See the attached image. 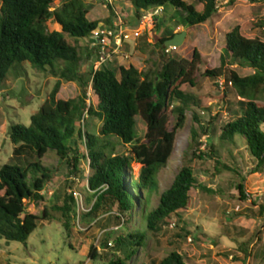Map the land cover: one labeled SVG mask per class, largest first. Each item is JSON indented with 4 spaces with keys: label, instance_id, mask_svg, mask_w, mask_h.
Wrapping results in <instances>:
<instances>
[{
    "label": "trees",
    "instance_id": "trees-1",
    "mask_svg": "<svg viewBox=\"0 0 264 264\" xmlns=\"http://www.w3.org/2000/svg\"><path fill=\"white\" fill-rule=\"evenodd\" d=\"M0 1V85L9 69L22 62L36 70L50 72L56 79L39 110L31 116L29 125L10 127L13 158L19 160L28 154L34 159L26 161L25 158L20 164H4L0 168V239L26 244L39 222L49 219L42 192L51 179L52 170L41 163L48 152H54L65 161L69 174L74 177L86 174L80 164L87 162L91 173L87 175L86 186L91 204L82 217L91 218L102 227L100 245L103 248H108L111 235L106 228L111 224H124L125 216L128 223L134 221V211L138 210L141 224L117 235L110 251L98 252L95 245L90 246L89 258L100 259L105 264H129L145 246L149 233L157 236L174 215L186 210L190 191L198 185L193 158L213 159V169L218 174L224 170L234 171L240 177L235 185L238 198L247 199L246 177H241L236 168L223 161L214 145L210 144L207 153L198 149L200 135L214 137L217 129L213 119L202 120L196 110L205 113L210 108L199 96L182 87H195L198 76L224 78L223 96L234 94L235 99L226 102L229 110L235 108V116L218 128V139L223 145L242 144L254 164L250 173H264V41L246 37L236 26L225 35L220 65L215 68L204 67L200 52L193 48L189 59L164 57L159 67L139 70L130 65L120 66L115 71L105 64L83 73L78 41L103 26L89 17L90 8L83 0H58L59 5L54 0ZM198 2L202 5L200 11L185 0H131L136 18L134 27L139 25L144 12L168 5L183 15L176 22V28L195 27L213 18L219 8L218 0ZM49 22L58 29L50 30ZM105 23L111 26L112 16L106 18ZM175 34L156 36L153 46L164 49L165 42ZM140 37L147 39L146 32ZM236 64L251 68L253 73L239 76L230 68ZM63 81L77 82L80 93L65 98L61 88ZM188 112L194 125L189 133L190 143L182 153L183 166L172 184L160 193L157 205L148 209L150 198L158 189L157 174L173 159L177 135L187 124ZM84 116L101 123L95 136L76 127ZM137 118L144 125L142 136L136 131ZM76 137L84 141L83 153L72 144ZM118 144L129 146V156L116 153ZM190 151L192 157H189ZM230 157L234 158L233 154ZM132 160L141 166L138 176L133 173ZM62 194L63 201L59 204ZM54 199L57 202L54 208L62 212L63 226L70 234L72 219L77 213L75 198L72 192L63 191ZM29 204L40 209V214L27 210ZM262 209L260 214L264 212ZM101 210L114 213L101 220L98 217ZM149 264L187 263L174 250Z\"/></svg>",
    "mask_w": 264,
    "mask_h": 264
},
{
    "label": "rangeland",
    "instance_id": "rangeland-1",
    "mask_svg": "<svg viewBox=\"0 0 264 264\" xmlns=\"http://www.w3.org/2000/svg\"><path fill=\"white\" fill-rule=\"evenodd\" d=\"M83 1L90 8L91 19L104 23L106 18L118 13L123 16L128 28L135 26L136 18L132 11L131 0H112V4L107 0ZM185 1L194 4L199 11L202 9L198 0ZM218 1L219 8L214 17L192 28L182 26L176 28V22L180 21L183 15L169 5L164 9L144 12L142 20L145 22L152 18L155 23L151 27H145L147 39L140 37L132 43L130 50L122 47L121 52H129L132 59L139 63V67L146 64V67L141 69L144 70L159 67L163 58L168 56L189 59L192 49L196 48L201 54L203 66L215 68L220 65L225 35L234 27L238 26L242 34L248 38L257 37L264 41L262 0ZM54 2L59 3L58 0ZM111 5L114 9H111ZM48 26L52 30L56 25L49 22ZM175 30L187 32L182 46L168 54L164 53L163 49L153 46L152 40L156 36H165L174 33ZM91 39L89 36L78 41L82 56L80 70L83 73L90 72L97 66L99 59L97 52L89 47ZM137 49L141 54L136 52ZM121 52L113 58V62L122 55ZM112 64L109 63L108 66L116 71L118 65ZM230 68L239 76L253 73L251 68L238 64L230 65ZM55 80L50 72L36 70L27 62L16 63L9 69L0 85V168L4 164H20L25 158L26 161L34 159L28 154L23 155L19 160L13 158L14 144L10 140V127L14 124L29 125L31 116L39 110ZM223 82V77L214 80L198 76L195 87L183 85L182 88L199 96L203 104L210 108V111L205 113L196 110L202 120L213 119L217 129L214 137L200 135L201 146L198 149L207 153L210 144L214 145L222 160L236 168V172L241 177H246L247 199L238 198L235 185L240 177L234 171L224 170L218 174L213 169V159L193 158L192 167L198 185L190 191V201L186 210L174 215L169 225L165 226L157 236L149 233L145 246L139 249L129 264H149L152 260L157 262L174 250L184 257L187 264H264L262 259L264 258V210L262 209L264 208V173H250L254 164L242 144L237 147L223 145L218 139V128L235 116V108L229 110L226 102L233 101L234 94L228 93L227 97L223 96ZM61 88L65 98L74 97L81 91L77 82L63 81ZM100 125L96 118L88 116H84V120L82 118L76 123L77 128H82L94 136ZM193 125L191 113L188 112L187 124L177 135L173 159L157 174L158 189L152 194L148 209L157 205L160 193L172 184L183 166L182 153L190 143L189 133ZM143 128V123L137 118L138 136L143 135ZM72 144L77 146L79 153L85 151L84 141L77 137ZM116 153L129 156V146L116 145ZM196 154L198 155L199 152ZM230 154H233L235 159L230 157ZM189 157H192V151ZM41 163L52 170L51 179L42 192L49 211V219L39 222L26 244L0 239V264H105L100 259L89 258L90 246L95 245L98 252L110 251L117 235L141 224L138 210L134 211V221L128 223L125 216L124 224H111L106 228L111 235L107 243L108 248L105 249L100 245L104 232L102 227L98 223L95 224L91 218L82 217L91 204L86 186L87 175L91 173L87 162L81 161L80 166L86 169V174L80 177L69 174L65 161L60 160L54 152H48L41 159ZM131 165L134 175L138 176L141 166L133 160ZM63 191L66 194L72 192L76 202L77 213L72 219L73 227L70 234L63 226L62 212L54 208L57 203L54 199L55 195ZM62 201L63 194L59 204H62ZM261 209L263 214H260ZM27 210L40 214V209L33 204H29ZM113 213V211L107 213L101 210L98 217L106 220Z\"/></svg>",
    "mask_w": 264,
    "mask_h": 264
},
{
    "label": "built area",
    "instance_id": "built-area-1",
    "mask_svg": "<svg viewBox=\"0 0 264 264\" xmlns=\"http://www.w3.org/2000/svg\"><path fill=\"white\" fill-rule=\"evenodd\" d=\"M151 25H155L152 18L145 22L141 19L137 27L128 28L123 17L116 13L111 26L99 27L91 35L90 47L97 52L99 58L94 69L113 63V58L121 52L124 43L138 39L145 33V27ZM176 49V46H165L163 52L168 54Z\"/></svg>",
    "mask_w": 264,
    "mask_h": 264
},
{
    "label": "crops",
    "instance_id": "crops-1",
    "mask_svg": "<svg viewBox=\"0 0 264 264\" xmlns=\"http://www.w3.org/2000/svg\"><path fill=\"white\" fill-rule=\"evenodd\" d=\"M110 4H112V0H107ZM119 1H121V0H119ZM118 1V2H119ZM59 2V1H58ZM121 4H122V2H120ZM56 4V3H55ZM91 4H92V2H91ZM56 5H59V3L58 4H56ZM104 7H105V5H104ZM131 7H132V5H131ZM159 9H163V8H159ZM132 11H133V8H132ZM122 16V15H121ZM123 17V16H122ZM114 18H115V15L113 16L112 15V21L114 22ZM96 20V19H95ZM104 23H105V21H104ZM103 23V21L101 22V24L103 25V26H105L106 24H104ZM134 28V27H133ZM53 29H58V27H57V25L56 26H54V28ZM52 29V30H53ZM174 33H177V30H175L174 31ZM150 34V33H149ZM136 40H131V41H129V42H126V43H124V45H123V48L125 49V50H130L131 49V47L130 46H132V43H134ZM90 47V46H89ZM137 53H140L141 54V52L137 49V51H136ZM122 53V55H120V56H118L117 57V60H116V62H113V66H116V65H118V68L120 67V66H123V67H128V66H130V65H133V66H135L136 68H138L139 70H141V69H143L144 67H146V64L145 65H143L142 67H139V63H137L136 61H134V59H132V57H131V54L129 53V52H125V51H122L121 52Z\"/></svg>",
    "mask_w": 264,
    "mask_h": 264
},
{
    "label": "water",
    "instance_id": "water-1",
    "mask_svg": "<svg viewBox=\"0 0 264 264\" xmlns=\"http://www.w3.org/2000/svg\"><path fill=\"white\" fill-rule=\"evenodd\" d=\"M187 35V32L186 31H181L179 33H176L172 38H169L164 46L166 47H169V46H176V47H179V46H182V43L185 39V36Z\"/></svg>",
    "mask_w": 264,
    "mask_h": 264
},
{
    "label": "clouds",
    "instance_id": "clouds-1",
    "mask_svg": "<svg viewBox=\"0 0 264 264\" xmlns=\"http://www.w3.org/2000/svg\"><path fill=\"white\" fill-rule=\"evenodd\" d=\"M177 33H179V32H177Z\"/></svg>",
    "mask_w": 264,
    "mask_h": 264
}]
</instances>
